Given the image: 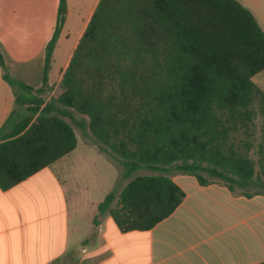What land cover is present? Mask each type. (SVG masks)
I'll return each mask as SVG.
<instances>
[{
	"label": "trees",
	"instance_id": "trees-1",
	"mask_svg": "<svg viewBox=\"0 0 264 264\" xmlns=\"http://www.w3.org/2000/svg\"><path fill=\"white\" fill-rule=\"evenodd\" d=\"M67 15L60 0L58 28ZM56 37V35H55ZM46 48L39 88L3 77L16 107L0 128V188L7 190L77 148L75 118L122 166L99 203L120 231L150 230L186 193L173 174L264 195V27L241 0H100L59 93L51 96ZM148 170L151 173H140Z\"/></svg>",
	"mask_w": 264,
	"mask_h": 264
},
{
	"label": "crops",
	"instance_id": "crops-1",
	"mask_svg": "<svg viewBox=\"0 0 264 264\" xmlns=\"http://www.w3.org/2000/svg\"><path fill=\"white\" fill-rule=\"evenodd\" d=\"M99 1L67 0L65 25L57 30L60 0H0V45L10 77L39 88L56 35L48 99L55 94ZM15 99L0 66V128ZM66 156L0 188V264H264V195L248 198L221 183L202 186L187 174L172 175L186 196L152 229L122 232L108 214L95 225L101 199L91 201L89 225L83 233L75 225L74 236L73 190L53 168Z\"/></svg>",
	"mask_w": 264,
	"mask_h": 264
},
{
	"label": "rangeland",
	"instance_id": "rangeland-1",
	"mask_svg": "<svg viewBox=\"0 0 264 264\" xmlns=\"http://www.w3.org/2000/svg\"><path fill=\"white\" fill-rule=\"evenodd\" d=\"M241 1L251 8L264 27V0ZM61 28L63 27L61 26ZM253 79L264 89V71L256 74ZM58 93L59 88L52 96ZM75 118L84 124V126H80L67 118L76 130L77 150L67 155L53 167L56 169L61 182L65 183V188L73 190L71 223L74 236L78 233L74 232L75 225L81 224L82 233L89 225L90 217L95 209L91 201L103 200L116 185L123 187L127 182L121 178L122 166L104 153L94 141L87 126L88 118L77 113ZM140 173H151V171L141 170Z\"/></svg>",
	"mask_w": 264,
	"mask_h": 264
}]
</instances>
